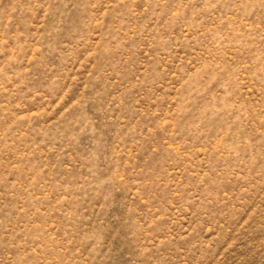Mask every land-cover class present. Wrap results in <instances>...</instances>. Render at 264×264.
Wrapping results in <instances>:
<instances>
[{
    "label": "rangeland",
    "instance_id": "374dc122",
    "mask_svg": "<svg viewBox=\"0 0 264 264\" xmlns=\"http://www.w3.org/2000/svg\"><path fill=\"white\" fill-rule=\"evenodd\" d=\"M0 264H264V0H0Z\"/></svg>",
    "mask_w": 264,
    "mask_h": 264
}]
</instances>
